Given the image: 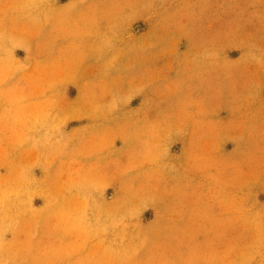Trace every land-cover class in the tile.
<instances>
[{"label":"rangeland","instance_id":"374dc122","mask_svg":"<svg viewBox=\"0 0 264 264\" xmlns=\"http://www.w3.org/2000/svg\"><path fill=\"white\" fill-rule=\"evenodd\" d=\"M0 264H264V0H0Z\"/></svg>","mask_w":264,"mask_h":264}]
</instances>
